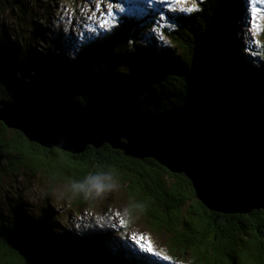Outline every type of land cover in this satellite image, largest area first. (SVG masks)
I'll return each mask as SVG.
<instances>
[{
  "label": "trees",
  "instance_id": "trees-1",
  "mask_svg": "<svg viewBox=\"0 0 264 264\" xmlns=\"http://www.w3.org/2000/svg\"><path fill=\"white\" fill-rule=\"evenodd\" d=\"M244 1L197 0L193 12L168 13L178 27L156 33L150 32L151 13L159 6L134 4L115 35L89 40L94 34L86 32L73 40L76 50L68 56L37 46L46 42L49 28L28 0H0V109L63 98L81 112L119 109L135 117L214 90L249 107L264 131V62L244 52ZM9 9L18 14L19 28L4 24L1 16ZM129 39L135 40L131 47ZM23 166L55 184H69L78 208L93 204L94 183L108 189L119 182L131 216L139 214L153 233L166 235L168 252L188 264H264V209L210 210L185 174L172 173L152 158L129 157L108 144L78 155L48 149L0 121V172ZM47 203L34 213L17 202L7 209L0 204V264H39L33 256L38 253H56L77 264H153L124 243V231L117 238L107 228L64 227L57 208Z\"/></svg>",
  "mask_w": 264,
  "mask_h": 264
},
{
  "label": "water",
  "instance_id": "water-1",
  "mask_svg": "<svg viewBox=\"0 0 264 264\" xmlns=\"http://www.w3.org/2000/svg\"><path fill=\"white\" fill-rule=\"evenodd\" d=\"M0 121L48 149L78 155L108 144L129 157L152 158L185 174L210 210L264 209V131L249 107L225 93L198 92L184 105L135 117L119 109L81 112L61 98L1 108ZM33 256L39 264H77L56 253Z\"/></svg>",
  "mask_w": 264,
  "mask_h": 264
},
{
  "label": "rangeland",
  "instance_id": "rangeland-1",
  "mask_svg": "<svg viewBox=\"0 0 264 264\" xmlns=\"http://www.w3.org/2000/svg\"><path fill=\"white\" fill-rule=\"evenodd\" d=\"M32 6L36 7L38 14L47 16L48 21L44 18L38 21L49 28V33L46 36V42L39 41L37 44L41 48L54 47L52 51H57L59 54H66L73 56V51L76 46L73 40L81 39L76 36V33L84 31L78 25L75 26V32L72 31L74 25L69 23V19L80 20L82 16L87 14V0H28ZM113 3L122 4L126 10L134 7V4L148 5L147 0H112ZM246 21L241 25V36L244 42V52L249 56H254L259 61L264 62V32H257L256 39L260 41L259 44L251 43L248 35V27L252 20L253 6L249 0H245ZM83 4L85 11L80 12L78 5ZM192 0H188L185 7L190 6ZM256 8L262 10L259 13L260 17H264V3L257 0ZM64 9H70L71 15L65 13ZM16 13L21 14L17 8L14 9ZM117 17L119 9H114ZM17 14V15H18ZM17 15L7 10L2 15L3 22L7 27L19 28L20 21ZM28 16V15H27ZM29 17V16H28ZM2 20V19H1ZM90 26H95L92 21L88 22ZM260 27L264 29V18L258 20ZM24 24V23H23ZM12 31H9L10 34ZM92 34V33H91ZM166 42V38L163 40ZM148 42V41H145ZM151 44V41H149ZM158 47L159 43H155ZM154 44V45H155ZM58 48V50L56 49ZM249 49L246 51L245 49ZM6 165V163H5ZM8 168V167H7ZM7 168L1 170L0 176V204L7 209L10 203L17 202L26 207L25 210L29 212H36L48 207L47 200L57 208V221L64 227L73 228L78 227L79 230L85 231L94 228H107L113 236L119 238L120 233L125 232L123 237L124 243L133 248H137L133 241L129 238L133 233L143 234L146 239L151 240L155 250L160 251L164 255L170 256V261L167 264H188L180 257L174 258L167 250L165 242L168 239L166 235L159 236L153 233L142 222L139 214L132 215L128 210V202L126 191L122 184L119 182L114 183L108 189H101L97 194V189L91 193L93 204L90 203L86 206L78 208L74 205V195L72 188L66 182L53 183L50 182L42 174L34 175L25 167H21L17 172H11ZM37 211V212H39ZM119 212L120 215L116 216L115 213ZM131 216V217H130ZM124 220V224L119 223ZM127 220L129 224H127ZM128 229V231H125ZM121 231V232H120ZM124 231V232H122ZM138 249V248H137Z\"/></svg>",
  "mask_w": 264,
  "mask_h": 264
},
{
  "label": "snow or ice",
  "instance_id": "snow-or-ice-1",
  "mask_svg": "<svg viewBox=\"0 0 264 264\" xmlns=\"http://www.w3.org/2000/svg\"><path fill=\"white\" fill-rule=\"evenodd\" d=\"M260 3H264V0H259ZM249 3L253 6L252 20L250 21V26L248 27V35L250 37V42L259 44L260 41L256 39L257 32H264V29L260 27L258 20L264 17H260L259 13L262 11L255 7L257 0H249ZM148 7L151 8L153 4L158 5L152 13L154 26L150 29V32L156 33L160 29H167L170 27H178V24H173V17L168 13H186L193 12L198 7L197 0H192L190 6L185 7L188 4V0H147ZM79 11L84 12L85 6L83 4L78 5ZM118 8L120 13H125V15L117 17L114 9ZM167 9V12L164 11ZM65 13L69 16L71 15L70 9H64ZM127 11L122 4L113 3L112 0H87V14L82 16L80 20L69 19V23L73 24L72 29L75 32V26H79L84 31L76 33L78 38H84L85 33H92L94 36L88 37L89 40L94 38H100L105 35H115L131 18L127 15ZM143 11V10H141ZM179 17H177L178 19ZM89 21H92L95 26H90ZM164 22V23H162ZM160 36H163V31L159 32ZM128 45L131 47L135 44L134 39H129L127 41ZM248 51L249 49H245ZM97 189V194L102 189L99 183H94L93 185ZM119 216L120 213H115ZM121 225L124 224V220H120ZM139 251L145 254V259H152L153 264H158L159 261H170L172 258L168 255H164L160 251L155 250L151 240L146 239V237L141 234L133 233L129 237Z\"/></svg>",
  "mask_w": 264,
  "mask_h": 264
},
{
  "label": "bare ground",
  "instance_id": "bare-ground-1",
  "mask_svg": "<svg viewBox=\"0 0 264 264\" xmlns=\"http://www.w3.org/2000/svg\"><path fill=\"white\" fill-rule=\"evenodd\" d=\"M121 232V231H120Z\"/></svg>",
  "mask_w": 264,
  "mask_h": 264
}]
</instances>
